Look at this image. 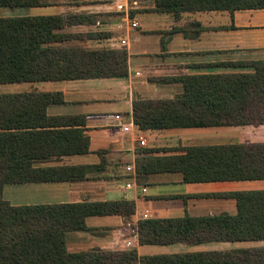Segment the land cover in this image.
<instances>
[{"label": "trees", "instance_id": "16d2710c", "mask_svg": "<svg viewBox=\"0 0 264 264\" xmlns=\"http://www.w3.org/2000/svg\"><path fill=\"white\" fill-rule=\"evenodd\" d=\"M47 1L0 0V8L41 7L48 5ZM240 9H264V0H154L155 12L175 17L183 12ZM95 21L93 14L83 13L0 17V84L127 76L125 49L64 44L86 36L100 37L62 32ZM245 65L253 71L180 76L182 93L172 99L134 100V125L141 131L264 125V60ZM60 102L59 92L0 94V264H264V246L153 257H139L136 250L70 253L66 233L84 230L85 217L128 216L135 206L130 201L13 206L3 199L5 184L67 178L61 170L47 173L29 165L30 159L49 152L40 141L64 140L67 148L62 152L87 153L89 139L76 134L81 131H39L54 125L45 114L47 105ZM69 143H77V148L72 149ZM152 151L141 149L135 160L139 181L159 172H181L186 183L264 180V142L189 146L170 156H151ZM212 196L234 199L235 214L140 220L139 243L264 240V189Z\"/></svg>", "mask_w": 264, "mask_h": 264}, {"label": "crops", "instance_id": "0c3cea01", "mask_svg": "<svg viewBox=\"0 0 264 264\" xmlns=\"http://www.w3.org/2000/svg\"><path fill=\"white\" fill-rule=\"evenodd\" d=\"M47 2L46 6L18 10L20 16L93 14L94 23L66 27L62 32L100 37L86 36L82 41L64 44L87 49H125L128 72L121 78L20 82L29 84L23 92L61 93L62 102L46 107L45 114L54 125L39 131H81L76 134L88 137V151L64 153V140L40 141L39 145L49 152L30 159L29 165L47 173L61 170L67 178L5 184L3 199L13 206L134 203V212L128 216L85 217L84 230L66 233L70 253L136 250L139 257H153L235 249V242L140 244L137 225L144 219L181 218L186 214H235L234 199L212 194L264 189V180L186 183L181 172H159L144 175L139 181L137 174L126 171V166L135 164L144 148L153 150L151 156H170L183 153L181 149L189 146L234 144L229 140L237 136L244 138L238 143L264 142V125L141 131L133 123L132 105L134 100L172 99L180 95V76L252 72L253 68L245 64L264 60V9L183 12L175 17L155 12L154 0ZM125 126L128 131L122 130ZM139 137L144 138V146L139 145ZM202 140L208 143H199ZM67 145L75 149L78 144ZM132 181L128 188L126 184ZM142 188L146 191L142 192Z\"/></svg>", "mask_w": 264, "mask_h": 264}, {"label": "rangeland", "instance_id": "374dc122", "mask_svg": "<svg viewBox=\"0 0 264 264\" xmlns=\"http://www.w3.org/2000/svg\"><path fill=\"white\" fill-rule=\"evenodd\" d=\"M18 10H25L24 7H16V8H1L0 9V17H21V11ZM27 10V9H26ZM28 83H5L0 84V94L2 93H17L23 92L28 88ZM244 138H240L239 136L235 137L229 142L238 143L242 142ZM199 143H208V140H202ZM233 248H248V247H260L264 246V240L262 241H240L233 243ZM238 244H240L238 246Z\"/></svg>", "mask_w": 264, "mask_h": 264}, {"label": "built area", "instance_id": "2783aa9c", "mask_svg": "<svg viewBox=\"0 0 264 264\" xmlns=\"http://www.w3.org/2000/svg\"><path fill=\"white\" fill-rule=\"evenodd\" d=\"M137 24L134 22V23H132V26L133 27H135ZM128 127L127 126H125V127H123L122 128V130L123 131H128ZM138 141H139V145L140 146H144L145 145V140H144V138L143 137H139L138 138ZM126 171L129 173V174H132V175H135L136 174V171H135V164H133V165H127L126 166ZM135 184V183H134ZM132 185H133V181L131 182V183H127L126 184V186L128 187V188H130V187H132ZM146 190L144 189V188H142V192H145Z\"/></svg>", "mask_w": 264, "mask_h": 264}]
</instances>
